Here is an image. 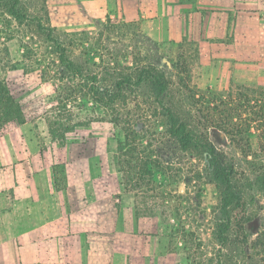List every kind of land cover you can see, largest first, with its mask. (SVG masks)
<instances>
[{
    "label": "rangeland",
    "instance_id": "374dc122",
    "mask_svg": "<svg viewBox=\"0 0 264 264\" xmlns=\"http://www.w3.org/2000/svg\"><path fill=\"white\" fill-rule=\"evenodd\" d=\"M20 2L22 20L0 7V81L21 105L26 121H12L0 130V196L5 195L0 209L11 206L15 166L36 165L38 173L53 167L56 186H70L84 208L93 211L94 198L100 197L103 212H117L110 216L112 227L131 264L142 259L148 264H264L251 249L264 221L263 203L247 194L246 205L233 212L224 230L220 188L201 146L212 144L228 162L241 155L227 135L196 122L189 98L190 89L264 87V12L230 19L219 37L155 42L139 23L119 18L52 31L45 0ZM62 54L79 73L60 66ZM146 66L169 80L166 96L157 101L146 81L124 85L110 103L107 92H118L116 82L126 77L134 82L137 68ZM104 98L109 104L101 103ZM167 108L190 120L195 139L188 148L169 135ZM55 121L74 126L62 143L51 135ZM128 132H134L141 151L138 162L130 164L146 161L155 174L141 186L118 152Z\"/></svg>",
    "mask_w": 264,
    "mask_h": 264
},
{
    "label": "crops",
    "instance_id": "0c3cea01",
    "mask_svg": "<svg viewBox=\"0 0 264 264\" xmlns=\"http://www.w3.org/2000/svg\"><path fill=\"white\" fill-rule=\"evenodd\" d=\"M45 7L56 31L119 18L139 23L155 42H181L187 35L222 36L230 19L264 12V0H45ZM15 167L11 206L0 209V264H131L112 227L117 212H103L102 198H94L90 211L70 186H56L53 167L49 173Z\"/></svg>",
    "mask_w": 264,
    "mask_h": 264
},
{
    "label": "trees",
    "instance_id": "16d2710c",
    "mask_svg": "<svg viewBox=\"0 0 264 264\" xmlns=\"http://www.w3.org/2000/svg\"><path fill=\"white\" fill-rule=\"evenodd\" d=\"M0 7H5L9 15L16 20H22L25 17L20 0H0ZM50 30L56 31L52 27ZM52 41L57 43L55 40ZM59 61L60 66L68 73H79L74 63L63 54ZM133 77L134 82L129 77L117 81V93L107 92L110 99L112 98L110 103L117 100L119 92L126 84H142L148 81L157 101L169 92V80L153 66L137 68ZM189 98L195 107L196 122L206 129L214 128L227 135L231 146L241 155V159L228 162L225 153L212 144L206 142L201 146L209 159L213 178L220 188V209L222 217L227 221V224L223 226L226 231L232 223L233 212L246 205L247 194L251 193L252 199L260 198L258 201H262L264 210V87L231 84L227 90L214 92L208 89L199 93L190 89ZM101 103L109 104V101H105L104 98ZM65 107L67 105L64 104ZM12 121L20 124L26 122L21 105L14 99L6 83L0 81V130ZM167 121L169 135L177 138L183 147L188 148L195 139L190 120L167 108ZM50 126L53 139L61 143L65 141L66 134L74 130V126L65 122L55 121ZM134 137V132L126 133L124 140L118 142V152L121 158H124L121 161L123 167L125 164L133 171L131 178L136 180L135 185L141 186L146 177L150 180L155 174L149 167L150 163L146 161H143L141 166L130 164L133 161L138 162L135 157L141 154V151H137ZM253 139L257 140V150L253 149ZM136 170L139 171L137 175H135ZM124 177L126 181H131L128 179L130 174L126 175V169ZM239 181L245 184L241 185ZM251 249L259 256L260 261L264 262V221L251 242Z\"/></svg>",
    "mask_w": 264,
    "mask_h": 264
}]
</instances>
